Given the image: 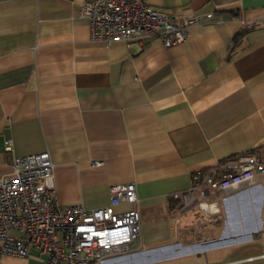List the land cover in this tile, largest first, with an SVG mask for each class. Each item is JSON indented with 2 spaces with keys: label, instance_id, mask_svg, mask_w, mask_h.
<instances>
[{
  "label": "crops",
  "instance_id": "1",
  "mask_svg": "<svg viewBox=\"0 0 264 264\" xmlns=\"http://www.w3.org/2000/svg\"><path fill=\"white\" fill-rule=\"evenodd\" d=\"M92 1L0 0V175L48 151L57 202L88 210L135 184L139 254L106 264H264L263 178L221 195L215 224L171 198L236 156L264 160V0H146L200 17L172 48L92 41L79 15ZM0 264L46 260L0 252Z\"/></svg>",
  "mask_w": 264,
  "mask_h": 264
},
{
  "label": "built area",
  "instance_id": "2",
  "mask_svg": "<svg viewBox=\"0 0 264 264\" xmlns=\"http://www.w3.org/2000/svg\"><path fill=\"white\" fill-rule=\"evenodd\" d=\"M79 15L88 21L92 41L142 45L158 41L165 48L185 43L189 29L200 20L176 19L146 0H94L83 4ZM13 146L6 139L4 151L12 152ZM258 178L264 179V160L247 152L225 161L218 172L196 173L191 188L171 198L180 201L181 208L197 206L215 224L222 219L221 195L252 186ZM139 202L136 186L130 183L113 186L110 202L102 208L62 206L56 199L50 152L17 158L11 172L0 175V252L28 258L35 250L46 264H106L139 254L130 248L141 238ZM123 204L132 208L116 213L114 209Z\"/></svg>",
  "mask_w": 264,
  "mask_h": 264
}]
</instances>
